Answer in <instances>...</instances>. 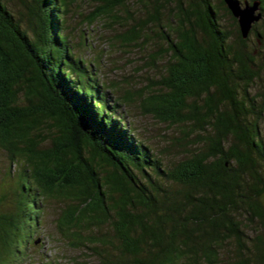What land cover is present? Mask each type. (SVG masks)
Listing matches in <instances>:
<instances>
[{
	"label": "trees",
	"instance_id": "16d2710c",
	"mask_svg": "<svg viewBox=\"0 0 264 264\" xmlns=\"http://www.w3.org/2000/svg\"><path fill=\"white\" fill-rule=\"evenodd\" d=\"M126 1L102 0L87 24ZM216 1L175 0L163 25L153 0L147 18L123 35L136 39L148 22L159 28L171 53L165 97L150 88L114 96L118 83H103L94 62L73 53L68 0H33L24 13L0 0V151L9 160L0 264L24 253L52 196L68 200L62 234L104 264H264V52H254L264 32L252 24L248 49V35ZM219 8L238 24L237 45ZM136 98L164 117L183 116L200 149L166 167L122 110Z\"/></svg>",
	"mask_w": 264,
	"mask_h": 264
},
{
	"label": "rangeland",
	"instance_id": "374dc122",
	"mask_svg": "<svg viewBox=\"0 0 264 264\" xmlns=\"http://www.w3.org/2000/svg\"><path fill=\"white\" fill-rule=\"evenodd\" d=\"M5 1L14 11L22 13L26 12L27 5L33 2V0ZM152 1H126L124 5L117 6L94 25H88L87 18L91 17L94 10L102 4V0H68L65 6L64 32L73 45V53L94 62L97 66L96 72L103 83H118L117 90L111 89L114 96L128 88L139 89L141 92L150 88L154 93H165V97L171 93L167 83L172 71L168 66L171 53L154 22H148L143 26L136 39L126 40L125 36L123 37L129 29L138 26L140 21L147 18V9L150 10ZM214 3L217 1L214 0ZM153 5L160 7V20L163 25L166 24L171 12L177 10L175 0H154ZM217 11L222 28L230 34L229 42L237 45L238 24L223 8ZM254 23L259 31L264 32L263 18ZM171 36L174 38L176 34L171 32ZM253 43L255 44V36L249 33L245 43L247 48L251 49ZM260 50L264 52V45H255L254 52L258 53ZM261 76L264 77V69ZM261 86L258 82L251 91L253 93L259 91ZM146 95L147 93L143 94V97L146 98ZM142 98H136L122 110L134 128L136 136L151 147L166 167L174 166L200 149L199 140L195 138L191 125L186 124L183 116L167 118L159 109L157 111L144 109ZM199 103L202 105L204 100ZM153 108H156V105H153ZM259 127L264 134V117L260 120ZM44 143L45 147L50 148V139ZM8 166L6 153L0 151V182L4 186L8 181L3 174ZM12 167L14 168V165ZM67 202L68 200L59 196L43 199L39 224L35 227L34 233L27 238L24 253L17 257L13 255L14 261L11 264H104L95 252L73 244L62 234L59 219ZM244 221L247 225L248 219ZM253 225L259 229V222ZM230 248H233V245H230Z\"/></svg>",
	"mask_w": 264,
	"mask_h": 264
},
{
	"label": "water",
	"instance_id": "95a60500",
	"mask_svg": "<svg viewBox=\"0 0 264 264\" xmlns=\"http://www.w3.org/2000/svg\"><path fill=\"white\" fill-rule=\"evenodd\" d=\"M225 5L237 19L242 37H247L252 24L260 19L259 1H254L251 4L247 1L240 0H224ZM257 12V13H256Z\"/></svg>",
	"mask_w": 264,
	"mask_h": 264
}]
</instances>
